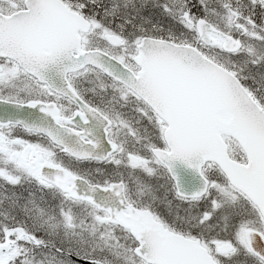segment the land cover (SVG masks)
I'll return each instance as SVG.
<instances>
[{"label": "snow or ice", "instance_id": "6c2138e0", "mask_svg": "<svg viewBox=\"0 0 264 264\" xmlns=\"http://www.w3.org/2000/svg\"><path fill=\"white\" fill-rule=\"evenodd\" d=\"M0 264H264V0H0Z\"/></svg>", "mask_w": 264, "mask_h": 264}]
</instances>
